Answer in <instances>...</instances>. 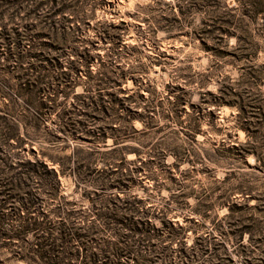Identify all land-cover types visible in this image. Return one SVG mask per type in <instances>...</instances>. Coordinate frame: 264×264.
I'll use <instances>...</instances> for the list:
<instances>
[{
    "label": "rangeland",
    "instance_id": "374dc122",
    "mask_svg": "<svg viewBox=\"0 0 264 264\" xmlns=\"http://www.w3.org/2000/svg\"><path fill=\"white\" fill-rule=\"evenodd\" d=\"M67 1L79 7L68 12L70 25L79 27L77 48H67L61 66L72 74L44 85L40 96L49 104L36 132L18 78L7 71L15 61L8 51L0 53V108L18 122L21 155L40 157L47 138L67 145V152L75 145L117 146L96 156L135 173L121 196L141 199L157 225L165 218L181 227L152 251L123 248V264L150 257L151 264H264V212L254 207L264 206L263 15L247 22L250 44L232 27L227 41L203 43L201 30L219 12L239 6L231 11L242 13L246 0ZM212 44L216 49L207 47ZM119 88L125 90L120 95H132L126 105L111 102ZM81 93L86 100L101 98L108 109L76 129L66 121L80 119ZM59 175L60 195L78 202L81 217L94 215L93 193L86 194L93 185L69 170ZM231 205L236 212L229 216ZM117 241L107 228L86 253L127 246Z\"/></svg>",
    "mask_w": 264,
    "mask_h": 264
},
{
    "label": "trees",
    "instance_id": "16d2710c",
    "mask_svg": "<svg viewBox=\"0 0 264 264\" xmlns=\"http://www.w3.org/2000/svg\"><path fill=\"white\" fill-rule=\"evenodd\" d=\"M245 2L247 8L242 13L231 11L238 10L239 6L219 12L212 23L201 30L203 43H206L205 39L212 43L216 39L227 41L230 35H234L232 27L239 30V38L243 42L250 44L252 33L247 22L259 14L264 17V0ZM76 9H79L78 4L67 0H0V53L8 51L15 61L12 67L9 66L12 70L7 71L18 78L15 81L18 94L26 96L32 110L28 118L34 132L39 130L42 109L49 104L40 96L44 85L53 78L64 80L72 74L70 69L61 71V66L67 48H77L76 42L79 41V27L70 25L72 18L68 14ZM207 47L216 49L213 44ZM80 56L86 57L82 52ZM85 59L88 60L87 57ZM53 73L56 77L51 76ZM121 83L120 80L118 85ZM124 91L119 88L111 102H117L118 106L126 105L132 95H120ZM83 94H78L83 98L78 111L80 119L70 115L66 121L67 125H76V129L88 118L95 120L108 109L101 98L86 100ZM90 106L91 112L87 110ZM102 130L100 128L98 132L102 133ZM47 141L40 157L35 153L33 157H23L24 139L19 137L18 122L0 108L2 261H21V264H123L120 257L124 250L133 253L138 251L137 248L150 247L152 251L158 240L163 242L162 239L174 238L181 227H175L170 219L165 218L157 225L151 219V208H146L141 199L129 194L121 196L128 179L135 173L119 172L108 165V158L99 160L96 156L97 153L110 154L117 146L98 151L92 144L85 147L75 145L67 152V145H58L50 138ZM118 143L114 139L113 144ZM99 161H102V166H99ZM65 170L88 180L95 188L86 193H93L89 200L96 209L94 215L81 217L76 205L78 202L60 195L59 171L64 173ZM254 207L264 212V206ZM229 208L230 216L236 212L235 205ZM38 209H41L40 215H35ZM107 228H112L118 236V244L126 242L127 246H115L110 251L103 247L101 251L87 254L90 242L99 240ZM164 234L167 236L162 238ZM135 242L141 244L136 245ZM142 261L151 264L154 259L150 257Z\"/></svg>",
    "mask_w": 264,
    "mask_h": 264
}]
</instances>
